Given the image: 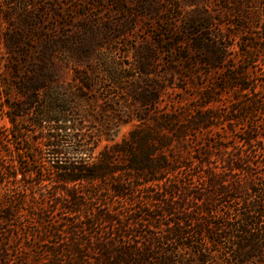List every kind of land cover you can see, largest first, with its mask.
Instances as JSON below:
<instances>
[{
    "label": "rangeland",
    "instance_id": "rangeland-1",
    "mask_svg": "<svg viewBox=\"0 0 264 264\" xmlns=\"http://www.w3.org/2000/svg\"><path fill=\"white\" fill-rule=\"evenodd\" d=\"M0 34L1 98L5 93L17 95L18 74L12 69L10 61H21L23 66L19 75H24L27 72L25 63L43 57V49L47 48L59 68L53 73L59 83L47 89L51 98L46 103L56 111L74 106L75 101L68 104L54 97L55 93L64 90L89 99L78 103L87 115L80 122L83 132L88 136H97V139L90 141L98 143L94 156L105 145L119 142L136 125L133 117L128 118L126 114L119 117L118 110L137 112L139 103L134 96L140 90L138 84L147 89H151L152 85L161 88L158 108L161 111H184L201 104L196 95L198 86L199 89L201 86L214 91L218 101L212 112L218 118L213 122L214 128L206 140L197 141L203 144L210 140L214 145L227 147L224 152L212 149L210 162L215 167L225 161L226 164L234 161L238 165V156L241 155L247 172H228L227 180L230 184L233 179L246 181L247 187L255 188L252 192L247 190L248 193L242 197L237 195L236 199H219L214 221L224 218L223 225L237 226L243 212L244 198L251 205H257L254 210V234L256 237L264 236V0H0ZM214 44L224 52L222 69L219 71L206 62L214 58L207 48H213ZM7 48L18 51L8 53ZM229 67L234 70L247 68L245 84L251 89L249 93H237L224 85L222 77L229 74L226 70ZM6 83L11 84L10 89L3 88ZM148 96L151 97L149 93ZM251 98L263 103L259 113L244 120L239 118V114L230 113L231 109H241ZM101 107L111 112L112 109L117 111L116 115L113 112L114 118H110L108 128L92 118H98ZM236 117L240 121L232 122ZM120 121L123 123L120 124ZM20 125L23 132L29 130L22 133V137L30 138L32 127L26 120ZM9 126L8 119L0 114V158L3 164L14 166L18 161L23 164L22 170L31 164L30 168L39 176L25 179V185L50 179L51 164L58 161L52 159L47 150L42 155L27 152L26 148L32 147L27 141L13 146L5 136ZM251 129L256 130L258 137V143L252 148L243 143ZM64 146L70 149L69 144ZM222 156L223 159L220 158ZM232 156L233 159H230ZM200 170L185 171L179 175V179L185 178V184L200 188L203 182ZM187 175L195 176V179ZM43 185V191L46 190L51 196V184L45 181ZM102 195L108 199L110 197L107 193ZM140 195L141 192L136 200ZM105 204V201H98L86 209V215H91L94 210H103ZM160 205L157 202L154 207ZM108 206L113 212L123 213L119 224L96 227L87 235L90 239L100 238L107 231L124 225L130 231L131 240L118 237L120 245L146 246L151 243L158 246L159 251L174 248L157 242L158 237L165 238V226L170 224L169 219L146 217L137 220L140 218L134 217V206L127 207L112 199L108 200ZM64 216L58 212L47 220L56 228ZM27 227L37 239L41 236L40 229H34L33 225ZM42 236L55 243L48 236ZM215 240V246L208 243L209 240L206 243V250H211L213 260L230 261L231 241ZM65 245L67 252L75 251V246ZM35 248L41 254L46 250L44 243H38ZM24 253L25 257L32 258L33 264H40L35 253ZM89 253L97 254L96 251ZM180 253L186 259H192V250H181ZM95 254L90 257H95ZM261 260L256 258L249 264H262Z\"/></svg>",
    "mask_w": 264,
    "mask_h": 264
},
{
    "label": "trees",
    "instance_id": "trees-1",
    "mask_svg": "<svg viewBox=\"0 0 264 264\" xmlns=\"http://www.w3.org/2000/svg\"><path fill=\"white\" fill-rule=\"evenodd\" d=\"M215 45L213 48L207 46L214 58L206 62L219 71L224 52ZM17 51L7 48L8 53ZM43 51V57L25 63L27 76L26 73L19 75L23 66L21 61H10L12 69L18 74L17 95L5 93L1 98L0 94V114L8 119L10 126L5 136L13 146L27 141L33 147L26 148L27 152L42 155L47 150V154L58 162L51 164L50 179L25 185V179L39 176L30 168L31 164L22 170L23 164L18 161L14 166H8L0 158V264H33L32 258L25 257L24 252L35 253L40 264H249L256 258L262 259L264 264V236L256 237L253 227L257 205H251L243 198L244 208L237 226L223 225L224 218L214 221L219 199H236L237 195H246L247 190L255 191V188L247 187L246 181L233 179L230 184L227 180L228 172H247L241 155L238 156V165L234 161L227 164L225 161L215 167L210 162L212 149L224 152L227 147L214 145L210 140L203 144L197 141L206 138L218 118L212 112L218 101L214 91L201 86L199 89L198 86L196 95L201 104L184 111H161L158 110L161 88L152 85L151 89H147L138 84L140 90L134 96L139 103L137 112L118 110L119 117L125 114L128 118L133 117L136 125L119 142L105 145L94 156L98 143L90 141L97 136H88L83 132L80 122L87 115L78 103L89 99L65 90L57 92L56 99L68 104L75 101V105L68 106L64 111L51 110L46 103L51 98L47 89L59 83L53 76L59 68L49 55L52 52L47 48ZM226 70L229 74L222 77L226 87L237 93L251 91L245 84L247 68L234 70L229 67ZM3 86L10 89L11 84ZM244 104L239 110L231 109L230 113L239 114V118L244 120L259 113L263 105L255 98ZM98 111V118H92L102 127H110L109 123L117 111L112 109L113 114L103 107ZM240 119L236 117L231 121L239 122ZM24 120L32 127L30 138L22 137V133L29 131L26 129L23 132L21 128L20 123ZM256 133L255 129H251L243 143L250 148L255 147L258 143ZM1 137L2 134L0 143ZM67 144L70 149L64 146ZM195 169H201L203 182L200 188L185 184V178L184 181L179 179L183 172ZM188 177L195 179L192 175ZM45 181L51 184V196L42 189ZM102 193L109 194V199L124 206H134V217L140 218L137 220L146 217L169 219L170 224L165 226V238L158 237L157 242L174 248L159 251L158 246L151 243L143 245L144 248L139 244L120 245L118 237L131 240L130 231L124 225L107 231L97 239L87 237L90 231L102 224H119L122 217L123 213L109 209V199ZM98 201H105L106 207L99 212L93 209L91 215H86V209ZM157 202L161 205L154 207ZM58 212L65 216L55 228L47 218L56 216ZM28 225L41 230L38 239L30 234ZM42 234L55 240V243L43 239ZM218 238L231 241L228 262L217 258L213 260L211 250H206L208 240L215 246V239ZM35 241L44 243L46 250L42 254L35 248L38 244ZM65 244L75 246V251L67 252ZM187 249L192 250V259H186L180 253ZM91 251L97 254L89 253ZM94 254L95 257H90Z\"/></svg>",
    "mask_w": 264,
    "mask_h": 264
}]
</instances>
